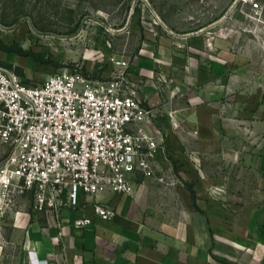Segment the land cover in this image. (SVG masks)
Masks as SVG:
<instances>
[{
    "label": "crops",
    "instance_id": "1",
    "mask_svg": "<svg viewBox=\"0 0 264 264\" xmlns=\"http://www.w3.org/2000/svg\"><path fill=\"white\" fill-rule=\"evenodd\" d=\"M133 59L130 73L178 171L159 155L153 176L137 173L132 196L101 195L117 211L112 220L97 217L91 204L64 208L62 237L51 214L32 210L31 194L20 197L2 221L0 264H264L259 36L228 32L207 40L199 33L178 41L152 27ZM225 185L249 197L242 205L219 200ZM85 216L92 223L75 228Z\"/></svg>",
    "mask_w": 264,
    "mask_h": 264
},
{
    "label": "built area",
    "instance_id": "2",
    "mask_svg": "<svg viewBox=\"0 0 264 264\" xmlns=\"http://www.w3.org/2000/svg\"><path fill=\"white\" fill-rule=\"evenodd\" d=\"M160 23L153 17L154 26ZM214 26L220 36L258 35L264 51V0H234ZM133 60L116 59L117 71L106 80L73 68L33 85L0 64V148H7L0 164V230L27 194L34 212L52 215L60 237L64 208L91 204L97 217L112 220L117 211L99 197L132 196L138 172L154 175L164 136L148 127L156 112L130 73ZM92 221L85 216L73 224L84 229Z\"/></svg>",
    "mask_w": 264,
    "mask_h": 264
},
{
    "label": "rangeland",
    "instance_id": "3",
    "mask_svg": "<svg viewBox=\"0 0 264 264\" xmlns=\"http://www.w3.org/2000/svg\"><path fill=\"white\" fill-rule=\"evenodd\" d=\"M233 1L0 0V64L15 69L29 85L73 68L106 80L117 71L116 59L135 57L145 29L156 27L178 41L186 34L199 33L210 40L218 36L214 23ZM156 15L161 20L159 26L152 24ZM156 119L150 124L154 131L160 128ZM176 129L181 136L184 130ZM6 152L7 148H0V164ZM161 156L169 163L168 169H178L166 146ZM193 158L195 164H201L196 155ZM220 188L222 201L242 205L249 197L244 192L229 193L226 185ZM2 221L0 244L4 246L7 241Z\"/></svg>",
    "mask_w": 264,
    "mask_h": 264
}]
</instances>
